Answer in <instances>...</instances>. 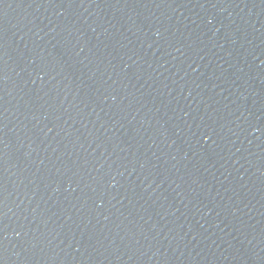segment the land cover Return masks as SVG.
<instances>
[{
    "label": "water",
    "instance_id": "water-1",
    "mask_svg": "<svg viewBox=\"0 0 264 264\" xmlns=\"http://www.w3.org/2000/svg\"><path fill=\"white\" fill-rule=\"evenodd\" d=\"M0 264H264V0H0Z\"/></svg>",
    "mask_w": 264,
    "mask_h": 264
}]
</instances>
